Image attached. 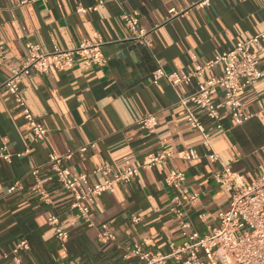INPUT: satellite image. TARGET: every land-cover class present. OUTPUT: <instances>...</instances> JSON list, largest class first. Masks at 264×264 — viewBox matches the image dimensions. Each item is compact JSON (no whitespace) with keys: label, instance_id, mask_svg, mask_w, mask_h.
I'll list each match as a JSON object with an SVG mask.
<instances>
[{"label":"crops","instance_id":"0c3cea01","mask_svg":"<svg viewBox=\"0 0 264 264\" xmlns=\"http://www.w3.org/2000/svg\"><path fill=\"white\" fill-rule=\"evenodd\" d=\"M0 0V264H18L12 250L23 239L30 248L19 253L22 264H141L132 253L142 250L169 254L182 245L184 221L188 232L211 233L219 225V212L230 207L231 192L215 174L229 166L253 181L264 173V48L260 51L262 79L240 93L244 111L252 115L234 125L223 105L221 90L212 93L220 110L223 130L195 104L191 110L213 134L212 146L219 161H212L201 133L187 121L178 103L194 85L172 87L167 80L152 81L159 65L170 71H186L195 64L233 48L264 30V0ZM103 4L97 10L89 7ZM88 9L80 11L79 7ZM182 10L171 16L169 10ZM139 18L150 45L134 39L123 12ZM104 41L105 66L87 65L79 55L72 67L47 72L32 71L19 77L21 91L39 122L44 139L34 141L13 96L3 83L11 68L21 66L28 43L42 51L54 46L69 49L81 40ZM264 44V39H263ZM220 72V67L214 73ZM156 113L158 125L149 131L138 120ZM86 146V150L81 147ZM162 146L173 156L160 166L139 169L129 181H119L91 205L89 225L72 208V194L65 190L47 165L50 153L72 151L64 159L68 173H87L91 181L105 176L95 172L109 165L120 172L142 161ZM29 152H25L26 149ZM195 149L198 157L183 155ZM39 168L43 188H36L32 169ZM180 171L178 186L167 177ZM195 196L184 201L180 214L171 211L176 196ZM57 215L69 231L62 248L48 218ZM140 221L134 222L133 217ZM108 223L115 239L101 241L99 227ZM160 264H181L168 258Z\"/></svg>","mask_w":264,"mask_h":264},{"label":"built area","instance_id":"2783aa9c","mask_svg":"<svg viewBox=\"0 0 264 264\" xmlns=\"http://www.w3.org/2000/svg\"><path fill=\"white\" fill-rule=\"evenodd\" d=\"M22 3L27 0H22ZM103 2L89 7V10H97ZM211 4V0H199L196 6L203 7ZM79 7L80 11H87ZM171 16L179 15L182 10L171 7ZM123 18L126 26L133 32V38L142 43L150 45V39L146 30L140 28L139 18L130 12L124 11ZM264 30L253 35L246 41H239L236 45L225 50L214 57L195 64L192 69L186 71H170L164 65H159L153 72L154 83L165 79L174 87L182 85L194 88L186 94L180 93L178 103L181 104L187 113V121L197 129L202 137L203 143L208 150V156L212 161H219V154L212 146L213 134L210 133L199 117L191 110L190 104L197 105L206 116L213 120L218 130H223L221 113L215 104L212 93L216 90L222 91L223 105L228 109L230 118L234 125H239L248 120L252 115L247 114L243 108L240 93L257 84L263 77L261 67L260 51L264 48ZM104 41L100 38L96 42L81 40L75 47L64 49L54 46L51 50L42 51L39 44L28 43V51L21 66L11 68L10 75L3 83L14 98L20 109L24 120L27 122L32 133V139L39 141L44 139L46 128L39 122L32 108L22 94L19 77L23 74H30L32 71L47 72L51 67L65 69L72 67L79 55L87 57V65L105 66L108 57L102 51ZM0 47V62H2ZM220 67V72L214 73ZM149 131H154L158 125L156 113H148L138 120ZM87 147H81L86 150ZM26 149L25 152H29ZM173 156V152L164 146L159 150L150 153L140 166H129L120 172H115L109 165L98 167L95 172L102 173L105 178L101 182L91 181L89 174H69L64 166V159L72 157V151L59 155L50 153L47 165L53 171L61 186L72 194V208L78 210L82 218L89 224H94L91 218V205L96 198L103 193L112 191L119 181H129L139 174L140 167L151 168L166 163ZM0 157L10 160L11 154L0 151ZM185 159H195L198 153L190 149L183 155ZM36 178L35 187L43 188L42 179L39 176V168L32 169ZM185 178L180 171H172L167 177L170 185L178 186ZM216 180L223 184L231 192L230 207L219 212L220 222L211 233L200 234L199 232H188L190 223L184 221L181 225L182 233L186 240L182 245L175 248L169 254L160 252L153 253L142 250L141 245L136 244L131 249L141 259V264H160L168 258H174L181 264H264V173L259 174L251 182H246L243 176L231 170L229 166H223L215 174ZM195 196L186 194L174 197L170 209L180 214L184 201H195ZM134 222H139L140 217L134 216ZM49 224L55 227L56 238L62 248L67 247L69 231L60 225L57 215L48 218ZM98 238L103 241L115 239L114 233L109 229L108 223H103L97 233ZM27 239L21 240L11 251L18 264L21 263L19 253L29 249ZM60 264H67L61 262Z\"/></svg>","mask_w":264,"mask_h":264}]
</instances>
